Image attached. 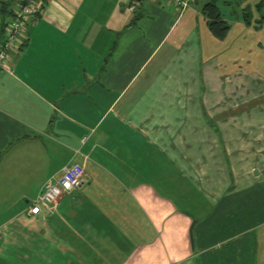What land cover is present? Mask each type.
<instances>
[{
	"label": "crops",
	"instance_id": "obj_1",
	"mask_svg": "<svg viewBox=\"0 0 264 264\" xmlns=\"http://www.w3.org/2000/svg\"><path fill=\"white\" fill-rule=\"evenodd\" d=\"M209 1L46 0L0 70V264H264V21L220 40Z\"/></svg>",
	"mask_w": 264,
	"mask_h": 264
},
{
	"label": "built area",
	"instance_id": "obj_2",
	"mask_svg": "<svg viewBox=\"0 0 264 264\" xmlns=\"http://www.w3.org/2000/svg\"><path fill=\"white\" fill-rule=\"evenodd\" d=\"M169 1L184 9L192 0ZM5 4L8 5L7 14L3 12ZM44 8V0H0V70L13 72L9 63L10 55L21 50L27 39L28 23L37 21ZM83 176V165L73 163L64 166L59 178H50L44 183L29 212L35 213L39 206L53 211L62 195L73 191L83 183Z\"/></svg>",
	"mask_w": 264,
	"mask_h": 264
},
{
	"label": "rangeland",
	"instance_id": "obj_3",
	"mask_svg": "<svg viewBox=\"0 0 264 264\" xmlns=\"http://www.w3.org/2000/svg\"><path fill=\"white\" fill-rule=\"evenodd\" d=\"M219 1L220 2H218V3L221 5V9L224 12V14L227 16V19L233 20V21H236L237 20V21L244 22L243 19H242V16H243V12L247 10V11L251 12V14H252L251 25L252 24L255 25V26H258L259 25V27H260V25H262V23L264 21V2H263L262 5H259L260 0H256V3L257 4L256 3L251 4L252 5V8L251 7H247L244 10V8H241V7L236 6V5L235 6H225L221 2V0H219ZM253 13L257 14L256 16L254 14V16H255L254 19H253ZM248 26H250V25H248ZM234 34H236V33H234ZM235 38H236V36H235ZM237 42H239V40H237ZM235 73L236 72H234V73H232L230 75V81H231L230 84H232V86L237 87L236 88V95H237L238 98H241V96H243V95H246L248 97L251 94L258 92L259 89H261V85H260L259 82H257V81H251L250 85H246L244 82H242L239 78H237L234 75ZM228 85H227V88H226L225 92H227L228 89H229ZM252 98H255V97L248 98V100H247V102H248L247 103V106H250L251 104L253 105V107H256L257 105H260L261 99H259L258 102H257V100H255L252 103H250L249 100H252ZM225 101H226L225 103H227L228 100L225 99ZM236 108L237 107H235V109ZM241 109H244V108H241Z\"/></svg>",
	"mask_w": 264,
	"mask_h": 264
},
{
	"label": "trees",
	"instance_id": "obj_4",
	"mask_svg": "<svg viewBox=\"0 0 264 264\" xmlns=\"http://www.w3.org/2000/svg\"><path fill=\"white\" fill-rule=\"evenodd\" d=\"M46 3V0H44ZM264 0H262L259 5H262ZM230 2H224V5H229ZM8 5L5 4L3 6V12L7 14ZM200 10L205 15L207 19V25L212 32V34L220 39L224 40L227 38L229 31L231 29V24L224 18L223 11L221 9V5L218 3L217 0H210L209 2H206L200 6ZM245 10V9H244ZM141 16V12H137L135 14V17L133 18L132 22L126 26L125 29L136 26L137 22ZM252 14L249 11H244L242 19L245 24L251 25L252 21ZM22 49V48H21Z\"/></svg>",
	"mask_w": 264,
	"mask_h": 264
}]
</instances>
